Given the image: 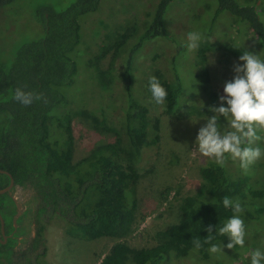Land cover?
I'll return each mask as SVG.
<instances>
[{
	"label": "rangeland",
	"instance_id": "rangeland-1",
	"mask_svg": "<svg viewBox=\"0 0 264 264\" xmlns=\"http://www.w3.org/2000/svg\"><path fill=\"white\" fill-rule=\"evenodd\" d=\"M73 2L15 0L0 8L1 59L10 61L22 45L45 36L46 23L39 12L40 6L59 10ZM156 2L102 0L96 12L81 16L82 38L73 53L78 61L77 80L68 89L67 102L59 103L54 111L63 117L68 114L71 119L74 165L77 166L85 158H92L105 144L113 143L119 148V160L136 167L140 179L134 191L138 201L133 229L119 239L106 236L90 239L81 233L70 235L66 218L60 213L52 210L40 212L36 220L41 227L43 240L36 253L40 255L42 264H101L104 256L119 241L133 248L155 246L157 232L180 218L183 199L206 189L202 170L214 160L198 151L196 137L199 129L206 125L207 118L215 115L209 106L221 105L219 98L226 95L223 90L225 83L234 77L235 66L244 63L239 60L240 55L227 53L225 45L247 48L259 57L262 47L252 32L227 12H223L210 28L217 6L214 0L172 2L167 21L175 38L158 37L145 42L133 60L132 90L137 98L148 105L152 121L159 120L160 124L159 140L145 145L141 154L137 155L131 148L124 123L128 84L126 69L130 48L136 36L150 22ZM261 7L264 11V0ZM189 32H199L203 36L199 48L193 51L186 47ZM123 34H130V37L116 48L115 44L123 41ZM104 42L108 46L114 43V46L98 65L91 66L90 61ZM204 47L207 48L206 59L200 53ZM156 72L168 81L175 79L176 72L181 77L184 88L180 106L174 114L166 112L165 101L157 104L152 97L149 79L152 76L159 79ZM99 78L109 82L108 89L101 88ZM224 106H227L226 101ZM220 123L222 132L232 130L223 116ZM51 127L52 139L60 138L62 143L67 137L65 129L59 126L58 120ZM257 134L262 139L252 147L264 151V129H258ZM153 136L154 130L151 131ZM232 167L237 174L240 171L248 175L249 183L255 188L264 187V155L250 166L247 173L241 169L238 159L232 163ZM73 188L77 186L74 184ZM13 193L23 202L26 214L33 215L37 202L31 188L17 186ZM95 199V194H91L83 202V207L89 206ZM5 200V197H0V202ZM256 203L264 207V197L258 198ZM236 215L245 224L243 247L227 248L230 238L226 235L215 243L222 251L211 253L207 259L193 253L184 258L173 256L164 264H251L254 250L264 251V214L256 213L251 205L249 212L243 210ZM23 222H27V216ZM28 246L29 241L19 247L18 253L29 256L26 253ZM27 264L36 262L30 260Z\"/></svg>",
	"mask_w": 264,
	"mask_h": 264
},
{
	"label": "trees",
	"instance_id": "trees-1",
	"mask_svg": "<svg viewBox=\"0 0 264 264\" xmlns=\"http://www.w3.org/2000/svg\"><path fill=\"white\" fill-rule=\"evenodd\" d=\"M14 1L0 0V8ZM101 1L74 0L59 10L40 6L39 12L46 23L45 36L22 45L10 61L0 57V169L9 171L16 184L31 188L40 200L39 213L51 207L52 211L63 215L70 235L81 233L90 239L101 236L119 239L127 236L134 226L138 201L134 191L140 179L138 170L133 164L119 160V148L113 143L105 144L92 158H85L74 165L71 119L68 114L63 117L54 112L59 103L67 102L68 89L77 80L78 61L73 53L82 38L80 18L96 12ZM175 1L157 0L150 22L136 36L129 52L124 123L131 148L137 155L145 145L159 140L160 124L159 120L152 121L148 105L132 90L133 60L145 42L158 37L175 38L167 21L169 7ZM214 2L217 6L210 28L223 12H227L256 37L262 47L260 58L264 60L262 0ZM44 10L49 14L48 18ZM128 37L130 34H123V41L115 44L116 48ZM99 46L98 54L89 63L91 66L98 65L114 43L108 46L104 42ZM225 49L234 55L249 51L232 44L225 45ZM206 51V47L200 49L204 59ZM156 73L168 93L166 112L174 114L180 106L184 88L181 77L176 72L175 79L168 81ZM98 81L103 90L108 89L109 82L102 78ZM17 88L39 94L41 98L26 106L15 99ZM56 120L67 134L62 143L60 138L56 140L51 136V124ZM234 161L228 156L223 167L211 162L202 170L206 189L183 199L180 218L157 232L155 246L133 248L119 241L104 256L101 264H164L173 256L184 258L193 253L205 259L211 257L210 247L226 237L219 234V228L237 214L231 206L224 207V197L239 201L247 212L253 205L256 213L264 214V207L256 203L258 198L264 197V187L255 188L249 183V176L241 174L239 169L237 174L232 167ZM9 180V174L0 172V189ZM74 184L77 186L75 189ZM91 194H95V201L83 207V202ZM209 225L212 232L207 230ZM197 238L200 248L193 243Z\"/></svg>",
	"mask_w": 264,
	"mask_h": 264
},
{
	"label": "clouds",
	"instance_id": "clouds-1",
	"mask_svg": "<svg viewBox=\"0 0 264 264\" xmlns=\"http://www.w3.org/2000/svg\"><path fill=\"white\" fill-rule=\"evenodd\" d=\"M202 39L201 33L189 32L186 47L189 51L196 50ZM239 60L244 63L235 66L234 77L225 83L223 90L226 95L219 98L221 105L209 106V110L215 115L208 117L206 125L199 129L195 143L198 145V151L203 156L213 159L217 165L223 167L227 157L230 156L232 160L238 159L241 169L247 173L250 166L264 155L261 148L252 147L256 141L262 139L257 134L258 129H264V60L251 51L244 52L239 56ZM149 85L155 102L163 104L168 93L159 79L155 76L150 77ZM40 98L39 94L24 92L20 88L15 92V99L26 106L34 99ZM225 101L227 106H224ZM221 116L228 120L231 131H221ZM223 205L225 208L231 206L237 214L243 211L239 201H233L227 196L223 198ZM207 230L212 232V226L209 225ZM218 231L220 235H227L230 238L227 248L244 246L245 224L239 215L231 217ZM193 243L197 248L201 247L198 238L194 239ZM209 251L218 253L222 248L213 244ZM251 264H264V251L254 250Z\"/></svg>",
	"mask_w": 264,
	"mask_h": 264
},
{
	"label": "flooded vegetation",
	"instance_id": "flooded-vegetation-1",
	"mask_svg": "<svg viewBox=\"0 0 264 264\" xmlns=\"http://www.w3.org/2000/svg\"><path fill=\"white\" fill-rule=\"evenodd\" d=\"M48 18L49 14L45 13ZM4 173V172H3ZM10 176V175H9ZM10 190L0 193L5 197V201L0 204V263L1 264H27L30 260L35 261L36 264H42L40 255L36 253L38 247L41 246L43 236L41 235V227L38 226L36 217L40 210V200L34 196L37 206L33 215L26 214L23 208V202L18 200L13 189L21 186L15 183ZM10 180L1 189H6ZM46 211L52 210L51 207H46ZM27 216V222L24 224V219ZM34 231L32 232V229ZM32 232V233H31ZM29 234V235H28ZM29 241L28 249L26 250L29 256L21 255L17 250L21 249Z\"/></svg>",
	"mask_w": 264,
	"mask_h": 264
},
{
	"label": "water",
	"instance_id": "water-1",
	"mask_svg": "<svg viewBox=\"0 0 264 264\" xmlns=\"http://www.w3.org/2000/svg\"><path fill=\"white\" fill-rule=\"evenodd\" d=\"M0 172L7 173V174H9L11 176V183L9 184V186L6 189H0V193H4L5 191H8V190H10L12 188L13 183H14V179H13L12 174L9 171L4 170V169H0ZM0 217H1V215H0Z\"/></svg>",
	"mask_w": 264,
	"mask_h": 264
}]
</instances>
